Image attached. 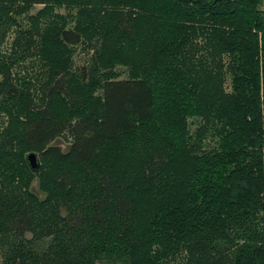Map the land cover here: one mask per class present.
Here are the masks:
<instances>
[{"label":"trees","instance_id":"obj_1","mask_svg":"<svg viewBox=\"0 0 264 264\" xmlns=\"http://www.w3.org/2000/svg\"><path fill=\"white\" fill-rule=\"evenodd\" d=\"M261 1L0 0V44L14 16L42 5L0 49V237L52 240L41 253L13 245L11 264H93L107 253L129 264H264ZM56 6L75 8L72 26ZM84 41L92 68L71 73V46ZM29 51L41 106L12 72ZM62 133L64 151L51 143ZM116 161L123 179L110 174ZM74 165L86 168L82 185Z\"/></svg>","mask_w":264,"mask_h":264},{"label":"rangeland","instance_id":"obj_2","mask_svg":"<svg viewBox=\"0 0 264 264\" xmlns=\"http://www.w3.org/2000/svg\"><path fill=\"white\" fill-rule=\"evenodd\" d=\"M42 5H32L27 8L26 11L20 13L17 16H14L16 20V25L9 26L6 29L5 35L2 37V42L0 44V49H4L7 52V49H9V45L15 40L19 35H21V31L28 29L30 26L29 17H35L37 13L40 11V8ZM260 9L264 10V0L261 1ZM53 12L57 14H61L67 17V24L66 26H72L73 25V19H70L69 16H73L75 12V8L72 7H66V6H56L53 8ZM97 47V44H96ZM94 44H90L87 41L81 42L79 44H75L71 46V53H70V65H69V72L71 73H77L81 66H85L86 68L91 67L92 63V55L94 51ZM31 52V51H29ZM13 55V54H12ZM11 55V56H12ZM92 68V67H91ZM42 69V68H41ZM36 57L33 55V52H31L30 55L26 56L22 60L18 62L17 66H14L12 68V72L15 78L20 80V77H23L25 80H28L30 82V86L33 87L32 91L36 94V98L34 99L36 106H41V100L43 99V96L41 94V89L36 90L38 88L39 83V77L38 72L41 70ZM112 71L114 72L115 77L119 79L126 78L127 71L125 66L121 64H116L113 66ZM100 73V70L92 73L94 77L98 78V75ZM229 78L226 77L223 83L224 89H229ZM29 86V87H30ZM100 91L97 89L95 92H93V95L99 94ZM41 97V98H40ZM6 103V100L4 97H2L0 93V139L2 135V131L6 127V115L4 113V105ZM189 129L192 130L195 127L196 121L195 119H189ZM70 139L67 137L66 133H62L59 136H57L53 141L51 142L54 145H57L61 148V150H66ZM205 143H208L209 146H213V142L210 141V139L207 137L205 139ZM105 153V152H103ZM111 159V158H110ZM69 174L76 179H80V184L84 183V178L87 179L88 175H80L79 171L85 170L78 167V165H74V167L69 168ZM110 174H114L116 178L123 179L125 177V172L122 168V165H119V163L116 161V163L113 166V169H110ZM86 173V172H85ZM84 173V174H85ZM30 191L35 194V196L38 199L43 198V194L38 191L37 189V177L34 176L29 182ZM84 188V187H83ZM58 212L60 215H63L65 213L63 207H58ZM260 212L256 213L257 218V228L259 230L264 229L261 225H264L263 221L259 218ZM244 226H251V225H242L241 228H238V230H241ZM30 233L26 232L22 236H16V235H5L0 237V264H11V247L17 243H23L26 245L24 247L25 249H31V251L36 253H41L46 250V247H48L51 243V237L41 238V239H35L34 241H30ZM231 250H235L236 248H230ZM93 264H129V257L126 254H105L104 256H101L100 259H96ZM167 264H176V261H169Z\"/></svg>","mask_w":264,"mask_h":264},{"label":"water","instance_id":"obj_3","mask_svg":"<svg viewBox=\"0 0 264 264\" xmlns=\"http://www.w3.org/2000/svg\"><path fill=\"white\" fill-rule=\"evenodd\" d=\"M25 160H26V163L28 164L29 168L34 171L38 168V160H37V157H36V154L33 153V152H28L26 155H25Z\"/></svg>","mask_w":264,"mask_h":264}]
</instances>
